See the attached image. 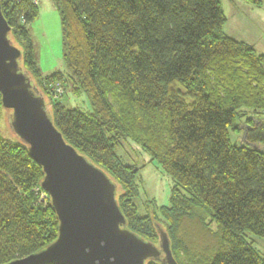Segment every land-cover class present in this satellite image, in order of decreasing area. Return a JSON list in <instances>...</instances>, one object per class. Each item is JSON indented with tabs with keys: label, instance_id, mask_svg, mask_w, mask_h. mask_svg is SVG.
Returning a JSON list of instances; mask_svg holds the SVG:
<instances>
[{
	"label": "trees",
	"instance_id": "1",
	"mask_svg": "<svg viewBox=\"0 0 264 264\" xmlns=\"http://www.w3.org/2000/svg\"><path fill=\"white\" fill-rule=\"evenodd\" d=\"M55 2L69 77L93 111L52 100L51 115L66 141L122 187L129 228L159 245L158 224L179 264L183 256L192 264H264L247 238H264V151L254 147L264 145V126L249 118L247 143L232 141L241 111L264 112V55L224 33L221 0ZM2 10L40 93L46 84H67L66 74L44 76L36 63L28 28L39 16L36 0H2ZM3 111L0 95V123ZM125 139L176 183L162 218L138 213V169L116 152ZM43 178L28 147L0 130V264L56 240L57 216L35 191Z\"/></svg>",
	"mask_w": 264,
	"mask_h": 264
},
{
	"label": "water",
	"instance_id": "2",
	"mask_svg": "<svg viewBox=\"0 0 264 264\" xmlns=\"http://www.w3.org/2000/svg\"><path fill=\"white\" fill-rule=\"evenodd\" d=\"M0 0V95L11 128L44 173L41 187L59 226L46 248L7 264H179L170 239L156 224V245L133 232L118 200L119 185L66 141L45 97L22 67L23 53Z\"/></svg>",
	"mask_w": 264,
	"mask_h": 264
},
{
	"label": "rangeland",
	"instance_id": "3",
	"mask_svg": "<svg viewBox=\"0 0 264 264\" xmlns=\"http://www.w3.org/2000/svg\"><path fill=\"white\" fill-rule=\"evenodd\" d=\"M221 2L227 17L224 33L238 41L252 45L258 54L264 55V0L261 6L246 0H221ZM36 4L39 7V16L28 27L34 44L36 63L44 76L56 72H62L68 76L66 78L67 84H46L41 87L42 93H45L44 97L50 112L53 109V100L54 102H61L66 108H76L84 113H92L91 97L80 89L75 79L69 77L72 72L64 58L63 28L55 0H36ZM15 44L18 46L16 42ZM33 82L37 84L34 78ZM9 113L6 110L2 113L1 135L8 139L17 140L18 138L11 128ZM249 118H252L253 123L264 126V112L254 114L246 109L241 111L236 122V129L232 131V141L238 145L247 143L245 133L250 125ZM254 147L264 151V145H254ZM116 152L125 164L135 166L138 169L136 184L139 195L134 199L138 213L154 219H156V215L162 218L160 208L171 204L172 191L176 186L174 179L157 162L152 160V157L144 151L142 146L131 140H122ZM182 192L186 194L185 191L182 190ZM122 193L123 189L120 187L118 190L119 197ZM157 212L158 214H156ZM163 225L165 226V224ZM212 229L217 231L215 226ZM247 238L264 259V238L252 233H248ZM196 260L202 262L200 255L197 256ZM182 264H192V261L183 256Z\"/></svg>",
	"mask_w": 264,
	"mask_h": 264
},
{
	"label": "built area",
	"instance_id": "4",
	"mask_svg": "<svg viewBox=\"0 0 264 264\" xmlns=\"http://www.w3.org/2000/svg\"><path fill=\"white\" fill-rule=\"evenodd\" d=\"M35 191L38 193L40 192L41 193V200H43L44 202H50V198H49V195L46 193V191L41 187H37L35 189Z\"/></svg>",
	"mask_w": 264,
	"mask_h": 264
},
{
	"label": "crops",
	"instance_id": "5",
	"mask_svg": "<svg viewBox=\"0 0 264 264\" xmlns=\"http://www.w3.org/2000/svg\"><path fill=\"white\" fill-rule=\"evenodd\" d=\"M231 37V36H230Z\"/></svg>",
	"mask_w": 264,
	"mask_h": 264
}]
</instances>
